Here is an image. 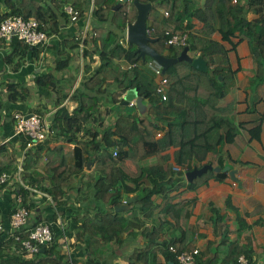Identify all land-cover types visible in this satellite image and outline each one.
I'll list each match as a JSON object with an SVG mask.
<instances>
[{
	"label": "trees",
	"instance_id": "1",
	"mask_svg": "<svg viewBox=\"0 0 264 264\" xmlns=\"http://www.w3.org/2000/svg\"><path fill=\"white\" fill-rule=\"evenodd\" d=\"M133 1L0 0V23L13 17L25 21L33 19L39 25L38 31L54 38L61 34L62 26L71 23L64 12V8L69 7L78 13L76 21L85 23L88 20L90 32L95 33V37L88 35L83 42L81 57L85 77L69 98L77 106L69 114L64 109L54 116L59 118L63 113L61 123L67 129L63 131L68 142H74L81 128L92 125L87 131L83 130V139L87 141L80 143L83 152L74 149L67 153L70 156L78 152L81 155L79 162L70 165L67 159L60 158L59 164L52 167L57 157L45 153L47 145H43V141L35 145L37 148L25 152L21 163L24 180L48 194L59 207L60 198L70 197V192L74 194L80 213L72 222L73 246L83 245V258L70 257L69 260L67 255L60 253V245L54 237L51 246L43 248L44 252L40 248L27 259L21 242L28 238V230L38 225L32 221L15 234L18 241L0 233V264H119L118 259L125 264H178L169 247L176 246L177 253L194 250L189 241L191 232L186 224H178V207L172 203L174 197L170 193L184 184V173L196 166H204L209 155L216 154L222 145L231 143L236 136L233 108L230 104H222L232 80L226 50L209 37L217 31L222 41L228 42L237 29L244 33L252 51L256 48L259 53L255 39L259 35L255 34L254 25H264V16L253 21L245 14L255 3H258L259 11L263 0H248L244 5L233 4L232 0H136L151 4L146 28L147 35L156 39L150 44L152 48L160 55L168 50L167 57H178L183 48L166 46V41L171 36L187 34L189 51L202 54L207 65L205 72L193 69L185 61L170 66L165 72L169 88L164 102L155 94V84L146 67V63L153 60L146 57L142 62L135 53L136 47L129 46L126 41V27L136 16ZM118 4L119 8L114 10ZM164 13L168 16L164 17ZM192 19L202 23L197 34L188 31ZM0 42L8 43L10 54L5 61L12 71H17L27 54L33 60L38 58L45 50L46 41L31 46V50L17 36ZM77 53L78 42L73 37L64 39L58 55H64L65 61H60L55 71H62ZM94 57H97L98 65L91 68ZM42 75L36 78V86L45 90L60 89V81L53 73ZM6 89L8 101L25 103L29 99L26 86L7 85ZM130 89H135L144 103L151 105L146 118L122 109L121 97ZM53 98V106L59 107L66 94ZM100 105L105 109L98 111ZM36 113L42 116L44 112ZM109 116L112 122L107 120ZM69 133L72 137L67 136ZM157 134H160L159 138ZM24 140H21V151L25 147ZM86 147L94 154L91 155ZM4 151L5 147H0V171L9 172L14 168L16 156L5 158L6 161ZM41 158L48 162L40 171L38 161ZM149 158H154V163L144 165ZM88 162L94 166L85 171ZM173 166L180 171L174 172ZM16 189L24 193L21 206L32 210L35 205L28 193L23 187L16 186ZM130 196L136 197L130 210L116 213L114 208ZM158 198L161 203L156 202ZM170 221L174 223L170 233L173 236L166 237L164 228ZM130 238L133 239L126 241ZM131 246L133 249L129 250ZM241 255L247 264H253L252 250L244 245L234 248V243L221 260L217 254L213 261L203 260L198 254L194 256V264H239Z\"/></svg>",
	"mask_w": 264,
	"mask_h": 264
},
{
	"label": "crops",
	"instance_id": "2",
	"mask_svg": "<svg viewBox=\"0 0 264 264\" xmlns=\"http://www.w3.org/2000/svg\"><path fill=\"white\" fill-rule=\"evenodd\" d=\"M246 2L248 0H238L237 3L244 5L247 4ZM256 4L258 3L250 6L247 10L248 20L259 21L261 16H264V0L259 11ZM190 24L188 31L191 34H197L202 28V23L197 20L192 19ZM84 26L85 23L82 20L62 26V32L58 37L47 39L43 45L45 50L41 51L38 58L33 60V57L27 54L24 64L17 71H12L5 61L10 54L8 43L0 42V147H5L4 160L9 157L14 159L16 156L14 168H11L9 172L1 169L0 172L14 174L17 165L23 160L25 147L23 151L20 149L22 148L21 140H24L25 137L15 134L13 115L16 113L38 115L36 111L44 112L42 116L46 118L50 130L43 144L47 145L44 147L45 153L49 155L52 153L57 157L52 162V167L59 164L60 158L67 159L70 165L79 162L81 155L78 152H74L70 156H67V153L73 152L74 149L83 152L84 147L80 143L87 142L83 139V130H88L92 125L85 127L86 129L81 128L74 142H68L64 129H62L63 113L59 118L54 116L64 109L69 114L77 106L76 102L69 98L78 87L82 77H85L84 61L80 51L62 71L55 70L60 61H65L64 55H58L59 49L63 46V40L78 35ZM254 26L255 34L259 35L258 38L254 35L256 45L260 48L259 53L256 48L255 52L252 51L244 33L237 29L228 42L222 41L221 35L217 31H214L209 37V39L222 44L226 50L232 80L222 104H230L233 108L232 119L236 126V136L231 143L222 145L216 154L209 155L206 159L205 165L211 164L213 168H218L219 172L208 171L204 177L195 178L197 184L194 183L195 181L193 182L194 179L191 183L184 181L180 188L170 193V196L174 197L172 203L178 207V224H186L187 229L191 232L190 244L193 249L199 251L200 257L207 261L209 259L213 261L215 254L221 260L227 253L230 244L234 243V248L239 249L244 245L252 250L253 264H264V25ZM260 36L262 39H259ZM29 49L31 50L32 47ZM167 52L168 50H164L162 55L166 56ZM188 56L196 58L199 55L189 51ZM94 59L91 68L98 65L97 57ZM156 66L158 65L156 64ZM47 73H53L60 81V89L45 90L35 85L36 78ZM7 85L26 86L29 90L28 101L25 103L8 101ZM63 94H66L64 102L59 107H54L53 97ZM124 95L121 97V101ZM98 102L101 104V101ZM104 109L105 107L100 105L98 111ZM133 115L138 114L135 111ZM107 120L112 122L110 116ZM72 135L69 133L67 136L72 137ZM34 148L37 147L34 146L32 149ZM86 148L91 155L94 154L88 147ZM58 149L61 150L58 152ZM82 157L86 158L87 156L82 155ZM47 162L48 160L45 158L38 161L40 171L47 165ZM153 163L154 158H149L144 162V165ZM93 166L92 162L87 163L85 171H89L88 169ZM226 167L230 171H235L234 179L229 176L228 172L222 171ZM21 183L14 181L0 189V227H2L0 233L4 232L5 235H10L9 219L14 209L21 205L18 203L17 195L22 197L24 194H21L16 186L23 187L24 191L28 193L30 201L35 205L30 210V221L50 225L58 244L60 239L57 234H61L64 230L70 257L83 258V245L73 246L72 222L78 218L80 213L74 194L70 192V197L60 198L58 202H61V206L59 207L48 194L46 195L49 196L51 203L42 196L45 193L33 188L29 180H24L23 171ZM127 183L129 186H133L130 182ZM43 185L45 186L46 183ZM156 202L161 203V199L158 198ZM170 222L164 228L166 237L173 236L170 235L173 221ZM132 249L133 246L129 248V250ZM59 251L64 254L62 247ZM158 258L162 260L161 257ZM117 262L125 264L120 259Z\"/></svg>",
	"mask_w": 264,
	"mask_h": 264
},
{
	"label": "built area",
	"instance_id": "3",
	"mask_svg": "<svg viewBox=\"0 0 264 264\" xmlns=\"http://www.w3.org/2000/svg\"><path fill=\"white\" fill-rule=\"evenodd\" d=\"M237 2L238 0H232L233 4ZM64 12L66 13L69 21L75 22L78 19V13L73 11L71 8H64ZM164 16H167V13H164ZM38 27V23L33 19L25 21L19 17L9 18L0 23V40L10 41L11 37L17 36L19 40L24 41V43L28 44L29 46L43 44L45 41H47L48 37L43 32L38 31ZM88 35H90L91 37H95V33H92L89 30L87 20L81 32L73 37V40L78 42L79 44L80 53L82 50L83 42ZM165 35H168V32H165ZM166 46L179 48L186 47L187 34H182L180 36H171L166 41ZM153 63V61L146 63V67L151 72V76L155 84V94L159 97L161 102H164L167 100V90L169 88L168 80L165 76V73H162L161 68L159 66L154 65ZM128 106L135 107L134 101L128 102ZM13 120L15 134L18 136H24L27 139L24 153L36 144L42 143L46 139L47 134L49 133V126L47 122L44 118L39 117L37 115L26 116L16 113L13 115ZM159 137L160 134H157V138ZM22 171L23 169L20 163L17 165L14 174L0 172V186H8L14 181L21 183ZM173 171L179 172L180 168L173 166ZM183 178H185L184 174ZM233 185H235V183H233ZM22 186L26 188L23 184ZM42 196L47 197L43 194ZM17 200L20 204L21 197L19 194L17 195ZM29 213V210L20 205L16 207L13 213L11 214L9 222V234L10 236L15 237V240L17 241L19 240V237L15 236V234L18 233V231L23 226H26L27 224H32L31 222H29ZM0 230H2V227H0ZM28 233V238L21 242V246L25 250L26 255L31 256L37 254L40 248H47L53 243V232L50 228V225L48 224H38L34 228L29 229ZM59 243H61L63 253L67 255L68 259L70 260V250L68 242H66V238L63 236ZM169 251L175 255L178 264H194V256H197L199 254V251L197 249L177 253L176 246L169 247ZM238 263L247 264V261L243 257H240Z\"/></svg>",
	"mask_w": 264,
	"mask_h": 264
},
{
	"label": "water",
	"instance_id": "4",
	"mask_svg": "<svg viewBox=\"0 0 264 264\" xmlns=\"http://www.w3.org/2000/svg\"><path fill=\"white\" fill-rule=\"evenodd\" d=\"M127 0H125L126 2ZM135 7L136 16L132 23L128 24L126 27V41L129 46H135V53L138 54V57L144 62L146 57L151 58L162 70V73H165L166 70L173 64L181 61L189 63L193 69L199 72L207 71L206 62L203 59V55L200 54L196 58H191L188 56L189 48L188 46L184 47L178 57L169 58L164 55H160L154 48L150 46L151 43L156 42V39L150 38L147 35L146 21L148 13L151 10V4L149 3H139L134 0L132 2ZM119 4L115 6L114 10L119 8ZM31 48V46L29 47ZM134 101L135 111L138 116L146 118L149 113L150 104H145L143 98L138 96L135 89H130L126 91L122 105L128 106V102ZM207 171L219 172L218 168H213L211 164L202 166L201 168L195 167L192 171L186 173V181L191 183L193 179L200 177L205 174ZM222 171L228 172L229 176L234 179L235 171H230L228 167L224 168ZM136 202V197L132 196L125 200L119 207L114 208L116 213H121L127 211L131 208V205ZM140 207V205H136ZM41 252H44V249H41Z\"/></svg>",
	"mask_w": 264,
	"mask_h": 264
},
{
	"label": "clouds",
	"instance_id": "5",
	"mask_svg": "<svg viewBox=\"0 0 264 264\" xmlns=\"http://www.w3.org/2000/svg\"><path fill=\"white\" fill-rule=\"evenodd\" d=\"M19 114H22V113H19ZM22 115L31 116V115H35V114H31V115L22 114ZM37 116L44 118L45 121H46V118H45V117L40 116V115H37ZM13 122H14V120H13ZM46 122H47V121H46ZM49 132H50V130H49ZM47 135H48V134H47ZM19 136H21V135H19ZM46 137H47V136H46ZM45 140H46V139H45ZM45 140H44V141H45ZM26 142H27V139H26ZM38 144H39V143H38ZM25 145H26V143H25ZM36 145H37V144H36ZM33 147H34V146H33ZM33 147H32V148H33ZM32 148H30V149H32ZM30 149H28V150H30ZM24 150H25V149H24ZM28 150H27V151H28ZM27 151H26V152H27ZM186 173H187V172H186ZM186 173H184V177H185V178H183V179H185V181H186ZM43 195L47 196L46 194H43ZM47 197L49 198V196H47ZM47 197H45V198H47ZM48 198H47V199H48ZM48 201L51 203V200L48 199ZM124 202H125V201H124ZM124 202H123V203H124ZM29 212H30V211H29ZM29 222H31V221H30V213H29ZM31 223H32V222H31ZM62 235L65 237V232H64V230H62ZM53 238H54V237H53ZM62 238H63V237H62ZM65 238H66V237H65ZM53 240H54V239H53ZM66 242H67V238H66ZM59 244H60V247H61V243H59ZM240 257H243V256L241 255V256H239V258H240ZM239 258H238V260H239ZM243 258H244V257H243ZM244 259H245V258H244ZM245 260H246V259H245ZM246 261H247V260H246Z\"/></svg>",
	"mask_w": 264,
	"mask_h": 264
},
{
	"label": "rangeland",
	"instance_id": "6",
	"mask_svg": "<svg viewBox=\"0 0 264 264\" xmlns=\"http://www.w3.org/2000/svg\"><path fill=\"white\" fill-rule=\"evenodd\" d=\"M245 17L247 18L246 14H245ZM122 109L131 112L132 115H133V113L135 112V108L130 109V108H128L127 106H122ZM62 129L67 130L65 127H62ZM62 129H61V130H62ZM88 163H89V162H88ZM82 189H84V187H83ZM82 192H83V190H82ZM136 207H137V206H136ZM128 211H129V210L124 211V212H128ZM57 237L61 240V238L63 237L62 232H61V234H57ZM131 239H133V238L127 239L126 241H130ZM29 257H30L29 255H26V258H27V259H29Z\"/></svg>",
	"mask_w": 264,
	"mask_h": 264
}]
</instances>
